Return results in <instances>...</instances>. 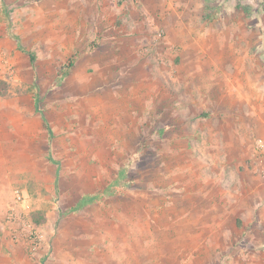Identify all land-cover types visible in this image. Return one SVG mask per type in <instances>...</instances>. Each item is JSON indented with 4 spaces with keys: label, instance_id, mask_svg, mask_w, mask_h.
<instances>
[{
    "label": "rangeland",
    "instance_id": "1",
    "mask_svg": "<svg viewBox=\"0 0 264 264\" xmlns=\"http://www.w3.org/2000/svg\"><path fill=\"white\" fill-rule=\"evenodd\" d=\"M0 90V264H264V0H0Z\"/></svg>",
    "mask_w": 264,
    "mask_h": 264
},
{
    "label": "trees",
    "instance_id": "2",
    "mask_svg": "<svg viewBox=\"0 0 264 264\" xmlns=\"http://www.w3.org/2000/svg\"><path fill=\"white\" fill-rule=\"evenodd\" d=\"M21 50V49H20ZM33 60H34V57H33V55H30V62H33ZM73 65H74V61H73V59H70L69 60V62L65 65V68L66 69H70V68H72L73 67ZM5 94V91H1L0 90V95H4ZM41 221L42 220H37V219H34V223L37 225V224H40L41 223Z\"/></svg>",
    "mask_w": 264,
    "mask_h": 264
},
{
    "label": "built area",
    "instance_id": "3",
    "mask_svg": "<svg viewBox=\"0 0 264 264\" xmlns=\"http://www.w3.org/2000/svg\"><path fill=\"white\" fill-rule=\"evenodd\" d=\"M261 148L264 149L263 146ZM263 160H264V150H263Z\"/></svg>",
    "mask_w": 264,
    "mask_h": 264
}]
</instances>
